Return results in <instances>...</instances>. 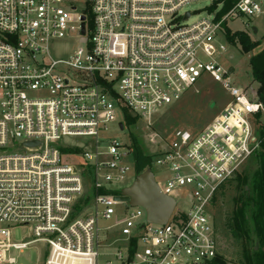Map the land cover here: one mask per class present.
<instances>
[{
    "label": "built area",
    "instance_id": "obj_1",
    "mask_svg": "<svg viewBox=\"0 0 264 264\" xmlns=\"http://www.w3.org/2000/svg\"><path fill=\"white\" fill-rule=\"evenodd\" d=\"M195 1L89 0L88 15L76 0H0V264L39 243L43 264H235L220 261L210 206L259 150L264 104L220 59L227 20L258 18L264 0L191 21ZM61 41L76 47L58 57ZM207 80L229 101L202 129L153 146L150 170L170 173L155 181L176 204L165 224L149 223L142 206L116 199L139 174L131 140L109 126L129 129L127 115L151 126ZM16 227L32 239L13 242Z\"/></svg>",
    "mask_w": 264,
    "mask_h": 264
},
{
    "label": "rangeland",
    "instance_id": "obj_2",
    "mask_svg": "<svg viewBox=\"0 0 264 264\" xmlns=\"http://www.w3.org/2000/svg\"><path fill=\"white\" fill-rule=\"evenodd\" d=\"M216 0H200L192 2L187 5L184 11L193 13L191 21L208 15L209 9ZM76 5L80 11H90L89 0H76ZM220 7V4L216 8ZM215 9V8H211ZM210 9V11H211ZM232 32H250L253 27L258 29L257 35L262 37L264 35V9L263 13L258 18H242V19H228L225 25ZM227 53L222 56L220 62L228 70L234 68V72L229 75L233 85L239 87L244 91L256 92L259 84L253 79L250 67V54H243L239 48L231 46L227 41ZM76 47L71 43L59 42L55 48L57 56H63L65 50ZM229 101V94L223 87L212 80L200 84L195 89L189 91L183 99L170 107L162 109L158 114H155L151 126H147L144 122H139L129 129L124 131L118 129V122L112 123L109 126L108 134L112 138H117L122 142H130L131 135H133L139 145L143 148L146 155L150 156L153 153V146L160 145L161 140L169 138L171 133L176 129H189L192 131L200 130L208 125L212 119L225 107ZM120 117H118V120ZM117 120V121H118ZM243 166L241 172L245 168ZM240 172V173H241ZM153 173L156 181L161 185H165L170 173L159 167H153ZM239 173V174H240ZM233 180V179H232ZM135 181V176L130 173L126 180L120 185L122 187L131 186ZM225 189L221 193V189L216 195V202L210 206V213L214 220L215 228L218 234V247L221 255H224L227 260L235 261L236 241L229 237L223 228V220L231 214L235 196L234 185L228 182L223 184ZM178 208L187 211L189 205L186 200L177 197ZM111 222L102 221L103 226H109ZM31 231L28 227H16L12 231V240L15 243H22L31 240ZM18 264H43L44 249L42 244H35L21 254L15 253Z\"/></svg>",
    "mask_w": 264,
    "mask_h": 264
},
{
    "label": "trees",
    "instance_id": "obj_3",
    "mask_svg": "<svg viewBox=\"0 0 264 264\" xmlns=\"http://www.w3.org/2000/svg\"><path fill=\"white\" fill-rule=\"evenodd\" d=\"M222 4L220 16L234 5V0H216L212 8ZM89 15V9L86 11ZM227 42L239 48L243 54H250V67L253 79L259 84L258 100L264 104V35L254 32H232L224 26ZM128 126H134L138 118L127 115ZM261 146L252 156L243 171L228 183L234 185V208L223 220L225 233L236 241L238 249L235 264H264V128L259 130ZM131 143L136 159V171L142 174L152 168V157L145 154L137 139L131 135ZM221 193L225 186L221 187ZM216 197L213 203L216 202ZM222 255L220 261L224 263Z\"/></svg>",
    "mask_w": 264,
    "mask_h": 264
},
{
    "label": "water",
    "instance_id": "obj_4",
    "mask_svg": "<svg viewBox=\"0 0 264 264\" xmlns=\"http://www.w3.org/2000/svg\"><path fill=\"white\" fill-rule=\"evenodd\" d=\"M189 14H187V17ZM85 20V18H83ZM83 34L85 33V24H83ZM254 34L258 29L252 28ZM234 68L229 69L232 74ZM118 201L128 202L132 206H142L147 213L149 223L165 224L175 208V200L164 195L156 184L154 174L147 170L137 175L133 184L122 191L121 196L116 197Z\"/></svg>",
    "mask_w": 264,
    "mask_h": 264
}]
</instances>
